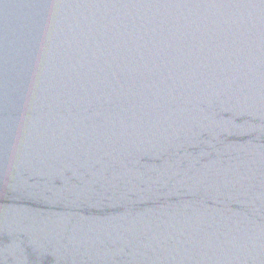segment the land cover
Wrapping results in <instances>:
<instances>
[{"label": "water", "instance_id": "1", "mask_svg": "<svg viewBox=\"0 0 264 264\" xmlns=\"http://www.w3.org/2000/svg\"><path fill=\"white\" fill-rule=\"evenodd\" d=\"M0 264H264V0H0Z\"/></svg>", "mask_w": 264, "mask_h": 264}]
</instances>
